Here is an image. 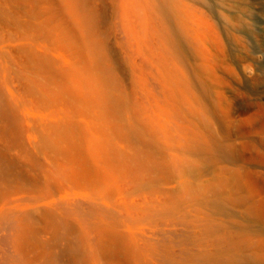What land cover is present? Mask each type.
<instances>
[{"label": "rangeland", "instance_id": "rangeland-1", "mask_svg": "<svg viewBox=\"0 0 264 264\" xmlns=\"http://www.w3.org/2000/svg\"><path fill=\"white\" fill-rule=\"evenodd\" d=\"M258 261L264 0H0V264Z\"/></svg>", "mask_w": 264, "mask_h": 264}, {"label": "bare ground", "instance_id": "bare-ground-1", "mask_svg": "<svg viewBox=\"0 0 264 264\" xmlns=\"http://www.w3.org/2000/svg\"><path fill=\"white\" fill-rule=\"evenodd\" d=\"M162 1H163V0H162ZM68 10L70 11V13H71L72 15H74V17H75V15H76V17H78V16H77V13H78V11H79V10H78V7H76V6L72 5V4H71V5L69 4V5H68ZM169 10H170L171 13L173 12V10L171 9L170 6H169ZM172 14H173V13H172ZM76 17H75V18H76ZM76 19H77V18H76ZM76 19H75V20H76ZM236 179H237V178H236ZM119 248H120V247H119ZM114 251H115V249H114ZM118 252H120L119 249H117V252H116V253H118ZM108 254H109V253H108ZM123 255H124V254H123ZM118 256H120V255H118ZM256 263H258V264H259V263H260V264H264V261H258V262H256Z\"/></svg>", "mask_w": 264, "mask_h": 264}]
</instances>
